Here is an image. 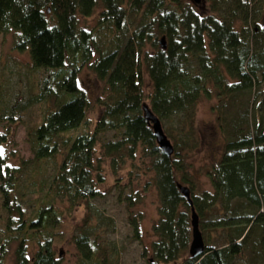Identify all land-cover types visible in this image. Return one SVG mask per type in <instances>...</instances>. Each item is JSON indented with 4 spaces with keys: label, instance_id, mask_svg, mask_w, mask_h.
Instances as JSON below:
<instances>
[{
    "label": "trees",
    "instance_id": "16d2710c",
    "mask_svg": "<svg viewBox=\"0 0 264 264\" xmlns=\"http://www.w3.org/2000/svg\"><path fill=\"white\" fill-rule=\"evenodd\" d=\"M191 3L0 0V36L11 35L12 50L25 54L30 66V92L19 110L0 97V120L8 125L0 145L7 141L15 113L20 119L22 110L37 106L44 112L26 136L29 160L11 166L0 155V209L5 215L0 264H9L12 247V264H61L62 247L54 238L64 213L104 196L98 186L106 183L105 160L113 171L129 162L134 175L138 153L150 161L145 187H154L159 201V219L152 227L156 241L149 245L147 264H235L248 242L264 264V0H210L206 14L195 9L202 3ZM87 20L93 23L88 26ZM162 38L165 50L159 45ZM84 71L95 76L100 92L94 104L101 111L92 132L84 130L94 107L78 82ZM212 95L217 101L245 103L242 117L227 125L234 136L220 121L224 141L210 175L213 193L196 196L180 155L199 139L195 132L184 135L182 123L193 117L199 99ZM143 106L160 123L171 125L164 133L173 141L171 157L158 148ZM174 118L178 125H172ZM26 174L35 196L28 218L21 194ZM178 184L189 188L201 235L223 234L221 245L206 244L197 258L188 254L191 207ZM126 187L115 189L116 200L131 208L141 196L131 190L126 195ZM221 208L227 213L222 219L212 216ZM205 217L210 220L203 224ZM84 219L83 224L104 221L91 210ZM134 219L129 227L133 238L141 240L139 219ZM72 245L77 264H100L84 229Z\"/></svg>",
    "mask_w": 264,
    "mask_h": 264
},
{
    "label": "rangeland",
    "instance_id": "374dc122",
    "mask_svg": "<svg viewBox=\"0 0 264 264\" xmlns=\"http://www.w3.org/2000/svg\"><path fill=\"white\" fill-rule=\"evenodd\" d=\"M183 1L189 6H193L191 3L192 0ZM209 2L210 0H201L202 4L200 9L196 6L195 9L206 14L210 11ZM251 6L253 7V5ZM92 23L93 20H87L85 22L88 26ZM235 25H237V23H235ZM12 43L13 39L11 35L0 36V94H2L0 97L10 100L11 106H16V109L19 110L30 92V84L28 81V79H30L28 73L30 66L25 54H17L12 50ZM78 82L83 90L86 91L94 106L87 115V120L89 122L88 127H83L84 130L87 129L88 132H92L99 117V112L101 111L98 106L94 104V100L99 96L100 92L95 81V76L89 71L82 72L78 77ZM215 98L216 97L212 95L211 99H199L196 103L193 117L185 119L184 123H182L184 126L182 130L185 132L184 135L195 132L196 139H199L198 142L194 143L193 149H189L188 147L187 149L182 148L180 155L181 163L184 166V175L196 196L202 195L205 192L209 194L213 193L210 175H212L211 173L215 169V163L220 160L219 158L223 147L222 142L224 141L223 137L220 136L218 127L223 124L224 129L231 132V136H234L235 132L229 128L230 122L232 118L239 119L242 117L241 106L245 103V101L241 102L240 105V100H228V102H225V100L217 101ZM250 104L249 102L248 106H250ZM49 106H53V102H51ZM42 108L41 106L28 107L22 110L23 117L20 119L19 112L14 114V121L11 123L10 130L8 129L9 133L5 138L7 141L0 145V155L5 157L6 161L11 166H17L19 161H27L31 158L26 136L29 131L40 124L43 117L42 114H44ZM217 121L219 124H217ZM220 121H222L221 124ZM177 123V119L174 118L172 125H178ZM227 125H229V127ZM3 126H8L7 121L1 122L0 120V134L5 132ZM161 127L163 132L166 133V127H171V125L168 122H161ZM79 131H83V129L80 128ZM215 132L217 134H214ZM108 137L110 138L111 135ZM193 140L194 139L190 136V141L188 140V142L192 143ZM169 141L173 145V141L170 139ZM149 162V159L141 158L140 153H138L135 160V176L130 173L132 169L129 162L120 170L117 168L115 171L111 170L112 168H110L109 160L103 162V177L106 183L105 185H99L98 189L104 196L90 201V203L85 205L74 207L68 214L66 212L64 213L63 222L57 236L54 238L55 243L59 244L58 247H62V249L59 250L63 258L61 264H77L72 239L81 228L87 232L90 242L93 243L95 256L96 259L100 261V264L148 263L147 261L150 259L149 245L153 241H156V235L152 231V227L159 219V201L156 190L151 186H148L147 189L145 187L151 176V173H148L146 170V166L149 165ZM112 171L115 174H113ZM132 176L134 180L131 182L130 178ZM24 179L25 184L23 185L24 187L21 188V194L26 196V211L24 214L26 218H28L32 212L35 196L31 195V190L28 186V174L25 175ZM120 184L127 186L125 189L126 195H128L131 190L133 196H135L136 193L141 196L137 204L131 206V208H128L125 204H119L116 200L117 196L115 189ZM185 187L188 188V186ZM89 210L93 212L97 219L99 218V220L102 219L104 221L98 223L95 222L96 220H93L89 224H87V222L83 224V221H85V213H88ZM226 214L223 208H221L220 212L215 210L212 216L215 215L222 219L221 216H225ZM207 217H205L204 221L201 223L206 224V220H210ZM4 218L5 215L0 209V233L4 227ZM133 219H139L137 224L139 233H141V240L133 238L132 227H129ZM108 220L110 221L109 223ZM256 234L258 235V233ZM222 235L221 230L204 233L202 237L205 246L210 242L211 244L221 245ZM253 236L254 235H252L251 238H253ZM1 238L2 236L0 235V240ZM252 241L255 242L257 239L253 238ZM252 247L251 242L244 244L242 254L236 259L235 264H263L259 261V256L256 259L257 253L253 251L254 249ZM145 248L147 249V255L143 257ZM13 251L14 247L9 251L10 253L7 260L9 264H12L14 260ZM180 263L181 262L178 261L176 264ZM90 264H92V262Z\"/></svg>",
    "mask_w": 264,
    "mask_h": 264
},
{
    "label": "water",
    "instance_id": "95a60500",
    "mask_svg": "<svg viewBox=\"0 0 264 264\" xmlns=\"http://www.w3.org/2000/svg\"><path fill=\"white\" fill-rule=\"evenodd\" d=\"M192 2L193 4L198 5L201 3V0H192ZM159 45L163 50L166 49V42L164 38L160 40ZM143 111L145 121L151 126L158 148L164 155H166L167 157H171L173 154V147L164 134L160 121L146 106H143ZM177 187L181 195L191 207V242L189 245L188 254L191 258H197L203 254L205 248L201 232L198 229V217L193 210L188 188L180 184H178Z\"/></svg>",
    "mask_w": 264,
    "mask_h": 264
},
{
    "label": "crops",
    "instance_id": "0c3cea01",
    "mask_svg": "<svg viewBox=\"0 0 264 264\" xmlns=\"http://www.w3.org/2000/svg\"><path fill=\"white\" fill-rule=\"evenodd\" d=\"M191 242V241H190Z\"/></svg>",
    "mask_w": 264,
    "mask_h": 264
}]
</instances>
